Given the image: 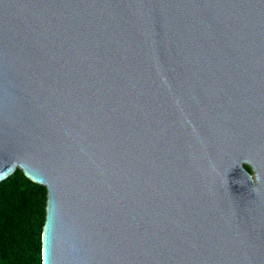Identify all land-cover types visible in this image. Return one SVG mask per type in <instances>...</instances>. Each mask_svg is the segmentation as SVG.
Returning <instances> with one entry per match:
<instances>
[{
  "label": "water",
  "instance_id": "obj_1",
  "mask_svg": "<svg viewBox=\"0 0 264 264\" xmlns=\"http://www.w3.org/2000/svg\"><path fill=\"white\" fill-rule=\"evenodd\" d=\"M16 169L42 264H264V0H0Z\"/></svg>",
  "mask_w": 264,
  "mask_h": 264
},
{
  "label": "trees",
  "instance_id": "obj_2",
  "mask_svg": "<svg viewBox=\"0 0 264 264\" xmlns=\"http://www.w3.org/2000/svg\"><path fill=\"white\" fill-rule=\"evenodd\" d=\"M46 188L20 169L0 182V264H42Z\"/></svg>",
  "mask_w": 264,
  "mask_h": 264
}]
</instances>
